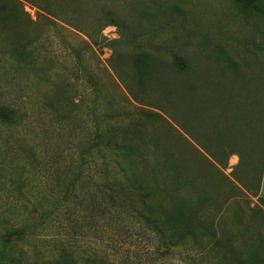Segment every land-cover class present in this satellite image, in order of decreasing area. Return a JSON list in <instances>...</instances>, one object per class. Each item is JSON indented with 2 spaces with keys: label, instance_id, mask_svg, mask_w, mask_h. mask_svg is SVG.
I'll return each mask as SVG.
<instances>
[{
  "label": "rangeland",
  "instance_id": "obj_1",
  "mask_svg": "<svg viewBox=\"0 0 264 264\" xmlns=\"http://www.w3.org/2000/svg\"><path fill=\"white\" fill-rule=\"evenodd\" d=\"M20 1L18 21L7 16L0 22V108L10 115L9 121L0 119V236L52 207L57 196V205L63 207L45 219L31 244L18 243L16 252L26 253L24 263L45 264L64 244L85 254L106 253L120 264H179L174 256L157 254L156 242L134 222L91 212L92 165L83 171L84 183H63L69 172L79 169L72 163L89 157L83 150L98 127L95 114L105 115L101 129L108 123L120 128L143 111L150 115L142 119L149 131L143 138L192 163L203 191L217 197L214 205L225 201L232 186L217 175L211 163L218 166L198 142L207 143L221 158L230 154L227 169L218 168L240 189L245 210L237 226L251 225L250 208L260 203L264 165V0H100L106 10L128 20L131 29L106 27L96 36L97 46L89 35L48 15L33 0ZM86 30L93 34V29ZM221 48L248 73V86L233 80L234 95L223 99L242 104L232 106L230 115L213 95L208 73L211 50ZM144 50L155 59V77L147 83L128 65ZM176 55L200 64L198 110L204 114L214 105L221 107L217 117L222 122L229 118V132L220 127L206 137L201 123L173 107L169 88L182 95L186 87L181 81L185 74L177 73ZM112 58L119 60L118 74L110 66ZM198 157L200 162L195 161ZM234 212L225 218L227 227L236 218Z\"/></svg>",
  "mask_w": 264,
  "mask_h": 264
},
{
  "label": "trees",
  "instance_id": "obj_2",
  "mask_svg": "<svg viewBox=\"0 0 264 264\" xmlns=\"http://www.w3.org/2000/svg\"><path fill=\"white\" fill-rule=\"evenodd\" d=\"M33 1L48 15L63 19L62 21L68 25L89 35L95 46L99 45V37L96 36H100L106 27L131 29L128 20L106 10L100 0ZM88 1H91L89 6L93 7L96 12L91 8L88 9ZM22 8L20 0H0V16L4 17L0 19V22L3 23L7 16H9V21L17 22ZM90 17L96 19L97 22L88 20ZM86 29H93V34H90ZM132 31L135 30L132 29ZM211 52V67L208 69V73L209 78L215 80H212V85L215 88L212 89V92L214 91L213 95L217 101H221L220 105H224L226 115H230L229 111L233 108L232 106L237 108L242 104L239 102L237 105L232 101L224 102L223 99L227 95L228 97L234 95L233 80L244 81L246 84L245 77H248V73H244L246 71L244 65L234 61L224 48L211 50ZM118 56L121 57V54ZM241 59L244 60L243 56ZM173 60L178 65L177 73L185 74V78H182L181 81L186 86L182 95L176 89L169 88V99L172 101L173 107L178 110L183 109L188 116L190 115L193 122L197 120L201 123L205 132L208 133L204 134L206 137L216 134L217 131H220V127L224 129V133H227V130L229 132V129L233 127L228 122L229 118L222 122L221 117H217V111L222 109L221 107L219 109V106L214 105L212 108L210 107V111L204 112V114L198 110V102L203 90L198 74L200 64L192 63L178 55ZM118 63L119 60L115 61L113 58L110 61L111 68L117 74ZM128 65H131L140 82L147 83L155 77V59L153 54L146 50L136 53ZM89 76L91 84L96 86L95 76L93 74H89ZM247 84L249 83L247 82ZM247 84L246 86H248ZM129 91L136 99V93L130 88ZM181 98L185 100V104L183 102L180 104ZM107 115L108 113H106V119ZM136 117L138 118L136 119ZM95 118L98 127L91 133L90 139L87 141L89 148L83 150L87 151L89 162L87 159L85 162H82V159L73 162L72 167L79 169L68 173L67 182L62 180L65 184H68V179H73V185L84 183L83 171L92 165V178L89 181L91 185H89L92 187L90 210L93 214L101 217L108 216L115 221L123 219L126 223L134 222L140 230L148 234L151 242H156L157 254H160L162 258L174 256L179 264H264V232L262 231L264 206L261 204L264 198L259 195L260 203L250 208L251 225L237 226V219L245 210L243 203L240 202L241 194H238L240 189L219 169H227V158L230 154L224 156L225 159L221 158L207 143L203 144L201 139L198 142L219 167L211 163L217 171V175L226 179L232 186V191L225 201L214 205L213 202L217 200V197L212 192L203 191V182L195 174L192 163H189L185 158L176 156L172 151H163L159 145L152 144L143 138V134L145 133L146 136L149 131L143 127L147 124L142 119L151 118L150 115H146V112L136 114L135 119H131L128 124H124L120 128L108 123L101 129L100 122L104 120L105 115L97 116L95 114ZM0 119L10 120L7 108H0ZM232 120L234 121L235 118L232 117ZM226 148L227 146L224 147V150ZM199 156L202 157L201 154ZM90 159H92V163ZM195 161L200 162L201 160L198 157ZM208 163L210 164V162ZM57 197L54 205L42 214L38 216L32 214L30 219H25L22 224L13 226L0 236V264H28L24 263L26 253L16 252L18 243L28 241L31 244L30 239L37 229L43 227L45 219L54 216L63 209L57 205L59 203ZM232 211H236L234 212L236 218L227 227L225 218ZM62 213H66V211ZM255 227L259 228L256 233ZM251 232L253 233L251 234ZM34 264H38V262ZM45 264L120 263L106 253L92 251L85 254L62 244Z\"/></svg>",
  "mask_w": 264,
  "mask_h": 264
},
{
  "label": "crops",
  "instance_id": "obj_3",
  "mask_svg": "<svg viewBox=\"0 0 264 264\" xmlns=\"http://www.w3.org/2000/svg\"><path fill=\"white\" fill-rule=\"evenodd\" d=\"M260 196L264 198V166H263V172H262V180L260 184Z\"/></svg>",
  "mask_w": 264,
  "mask_h": 264
}]
</instances>
